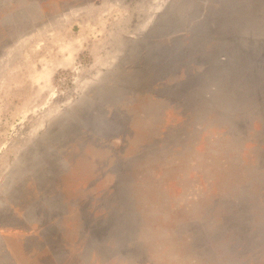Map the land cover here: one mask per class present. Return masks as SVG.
<instances>
[{"label": "rangeland", "instance_id": "rangeland-1", "mask_svg": "<svg viewBox=\"0 0 264 264\" xmlns=\"http://www.w3.org/2000/svg\"><path fill=\"white\" fill-rule=\"evenodd\" d=\"M0 264H264V0H0Z\"/></svg>", "mask_w": 264, "mask_h": 264}]
</instances>
